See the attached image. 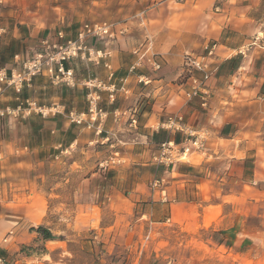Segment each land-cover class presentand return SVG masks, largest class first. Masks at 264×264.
Wrapping results in <instances>:
<instances>
[{
    "label": "crops",
    "instance_id": "0c3cea01",
    "mask_svg": "<svg viewBox=\"0 0 264 264\" xmlns=\"http://www.w3.org/2000/svg\"><path fill=\"white\" fill-rule=\"evenodd\" d=\"M94 20L114 23V39L91 38L88 44L110 48L108 59L115 77L127 74L135 58L133 49L145 35L151 37L152 50L162 63L157 71L143 64L129 74L128 90L118 93L112 104L106 101L107 93L103 92L101 102L109 115L122 105L138 112L145 107L138 116V135L153 145L165 140L180 143L185 133L204 132L207 136V150L190 154L187 161L168 168L149 163L145 177L137 180L132 189L137 193V200L143 202L137 204L139 210L142 207L144 210L137 216H131L126 210L120 217L130 222L134 219L138 227L148 228L149 234L161 233L165 227L183 231L210 228L225 242L236 243L244 238L246 218L234 214L228 206L233 207L236 195L237 200L244 193L249 195L244 192L246 187L251 191H264V0H0V51L8 47L12 39L21 49L27 40L26 37L21 39L22 29H27L32 37L43 30L42 35L47 33V38L53 40L51 28L61 23L66 40L74 38L83 23ZM62 29L58 27L57 31ZM214 41L219 44L212 59L215 68L204 82L208 96L206 105L202 106L200 96L188 99L185 95L189 86L187 74L182 69L183 54L199 53ZM18 50L15 49L14 56ZM14 56L4 61L3 67L12 64ZM73 63L77 80L94 76L106 78L107 70L102 65L93 67L94 64L81 60ZM137 75L149 77L150 85L137 84ZM196 75L201 76L198 72ZM50 87L46 79L37 76L31 90L35 95L43 94ZM55 90L49 100L63 101L68 109H85L84 90L80 95L76 89L60 87ZM62 90L70 94L63 96ZM12 93L8 92L4 99L11 100ZM171 113L182 116L183 131L161 127ZM36 117L39 118L32 115L28 119ZM8 123L10 128L19 125V122ZM53 123L50 133L61 137V141L67 135L69 144L76 140L73 136L76 131L68 121L56 117ZM106 125L119 128L110 117ZM10 131L8 138L0 139V158L7 157L9 148L15 147L13 143L21 140L15 139ZM21 151L24 153L20 155V166L43 161L38 158L41 146ZM146 152L143 150L135 156H145ZM137 170L131 167L129 172ZM156 180L159 184L153 186ZM101 182L96 186L98 192L106 186ZM237 186L241 187L238 193L234 191V188L238 190ZM24 193V197L31 194ZM122 195L119 188L116 197L122 199ZM32 196L33 202L23 203L21 215L14 223L0 214V257L8 260L18 256L16 264H27L31 259L20 252L19 247L37 237L38 232L30 226L42 223L47 217L44 195L34 192ZM121 201L114 205L115 208H128L129 205ZM128 201L131 210L136 202ZM245 202L249 204V199ZM102 203L87 205L92 204L99 210ZM18 223L21 224L16 226ZM42 241L44 247L33 257L38 264H55V255L61 256L60 264H73L76 253L89 252L84 245L75 252L58 238ZM214 245L216 248L212 251L226 244Z\"/></svg>",
    "mask_w": 264,
    "mask_h": 264
},
{
    "label": "rangeland",
    "instance_id": "374dc122",
    "mask_svg": "<svg viewBox=\"0 0 264 264\" xmlns=\"http://www.w3.org/2000/svg\"><path fill=\"white\" fill-rule=\"evenodd\" d=\"M58 25H55L56 29L51 28L53 40L47 38V33L42 35L43 30L36 37L29 36L27 29L20 30L21 39L26 37L27 40L21 49L18 47L19 43H14L15 48L19 49L20 54L31 55L41 48V40L54 41L57 39V32L62 30L65 37L62 24ZM58 27L62 30L57 31ZM12 41L16 42L14 39ZM95 66L97 65L93 67ZM39 77L46 79L51 86L47 92L35 95L31 88L25 89V92L16 94V96L13 92L11 100L0 99V108L5 105L14 107L19 100L26 97L35 98L39 105L48 106L53 101L64 105L63 101L49 100L55 93V89H60V87L76 89L75 91H79L78 95L81 90H84L86 105L87 91L81 84L83 79L75 78L77 83L69 86L62 83L53 84L47 77ZM62 93L63 96L70 94L66 90H62ZM14 96L16 99H13ZM106 101H108L107 94ZM65 109L68 111L72 108L68 109L65 105ZM117 109L120 111L118 117L108 114L102 123V132L99 134L95 133L94 128L70 123L64 114L42 117L38 113H31L26 117L15 116L9 120L8 117L1 118L0 139L4 136L8 138V131L12 130L9 133L13 134L15 139L21 140L13 143L15 147L9 148L7 157L0 158V214L5 215L7 220L14 223L21 215L23 203L33 202L34 192L44 195L47 201V217L36 226L49 227L56 238L64 241L63 245H68L75 252L81 245L89 249L88 254L81 251L76 253L73 264H82V262L86 264H264V191L258 192L257 189L251 191L246 187L244 192L249 195L244 193L239 200L236 195L233 199V207L228 206L234 214L239 213L240 217L246 218L247 233L236 243L225 242L218 232L211 231L210 228L183 231L165 227L161 233L149 234L148 228L138 227L139 223H135L134 219L130 222L120 217V214L125 213L126 210L131 216L132 214L137 216L139 211L144 210L143 207L139 210L137 204L143 202L137 200V193L132 189L137 180L145 177L149 163H153L151 157L157 151L158 146L138 135V120L136 128L128 125V114L121 113L127 107L122 105ZM136 113L138 116V111ZM32 115L39 116V118L28 119ZM56 117L62 118L64 122L68 121L74 127L76 134L73 136L76 140L72 144H69L67 135L66 138L64 135V140L61 141V137L58 138L54 133H50ZM109 117L113 123L119 125V128L106 125ZM8 121L10 123L19 122V125H13L10 128ZM54 145L55 148H53ZM24 146L27 148L25 149ZM40 146L42 151L38 158L43 161L40 163L33 161L24 167L20 166V155L24 153L21 150L27 151L28 148L36 149ZM143 150L148 151L145 156H135ZM188 158L189 155L182 161H187ZM153 165L158 168L173 166L154 163ZM131 167L138 168V170L130 174ZM94 172L97 173L93 174ZM103 176L105 178H102ZM99 181L106 184L100 192L96 188ZM119 188L123 194L122 199L116 197ZM240 188L237 186L238 190L234 188V191L238 193ZM24 192L31 194L24 197ZM128 199L136 202L131 210H129L131 202ZM244 199L245 201L249 199V204H246ZM121 200L129 205L128 208L124 207L120 210L115 208L114 205L122 202ZM94 202H103L99 210L92 204L87 205ZM36 226H30V229ZM11 233L12 231H9L8 235ZM214 243L226 245L212 251L216 248ZM44 245L40 235L37 234V237L29 244L21 245L19 251L31 258L27 264H38L33 257ZM60 257V255H55V264H60ZM18 258V256H12L6 260L5 264H16Z\"/></svg>",
    "mask_w": 264,
    "mask_h": 264
},
{
    "label": "built area",
    "instance_id": "2783aa9c",
    "mask_svg": "<svg viewBox=\"0 0 264 264\" xmlns=\"http://www.w3.org/2000/svg\"><path fill=\"white\" fill-rule=\"evenodd\" d=\"M114 32V23L112 22H85L77 29L74 38L65 40L62 31H58L56 40L43 39L41 40V48L31 55L16 54L12 64L8 67H0V99H2L9 91L21 94L24 89L31 88L33 79L37 76H45L53 84L62 83L74 86L77 82L72 62L76 59L94 65H102L107 70L105 79L96 76L81 80V84L87 91L85 110L81 112L73 109L66 111L65 106L57 101L46 106L39 105L35 98L26 97L19 100L14 107L9 105L1 107L0 119L15 116L26 117L31 113H38L42 117L64 114L70 123L94 128L96 134L101 133L102 123L109 114L101 103L102 92L107 93L109 102H114L118 93H124L128 90L126 87L127 77L138 67L145 64L157 71L162 66L159 55L152 50L153 41L151 37L145 35L144 39L133 49L135 58L129 66L127 74L115 77L108 59L111 52L110 48L108 46L96 48L88 44L90 38L114 39ZM218 46L219 44L214 41L207 44L199 53L186 52L183 54L182 69L187 74L186 81H188L189 86L185 95L188 99L200 96L202 106L206 105L208 96L204 82L215 68L212 59ZM197 72L200 73V77L196 75ZM136 82L148 86L151 79L145 75H137ZM136 112L137 110L134 108H127L121 112L128 114V125L134 128H136L138 120ZM111 114L118 117L120 111L115 109ZM161 127L166 130L183 131L182 116L177 113L168 114L161 123ZM206 150L207 136L204 132L185 133L180 143H175L172 140L160 142L151 159L156 165L168 166L181 162L192 153H204ZM158 184L159 181L156 180L153 186ZM5 263L6 260L0 257V264Z\"/></svg>",
    "mask_w": 264,
    "mask_h": 264
},
{
    "label": "trees",
    "instance_id": "16d2710c",
    "mask_svg": "<svg viewBox=\"0 0 264 264\" xmlns=\"http://www.w3.org/2000/svg\"><path fill=\"white\" fill-rule=\"evenodd\" d=\"M15 49L16 48L14 46V41H11L8 47H6L2 51H0V67L4 66L3 63H4V61H6L9 58V56H12V57L14 56ZM17 53L18 52H16V54ZM142 110H145V107H142L141 111L139 110L138 116L141 114V112H143ZM158 144H157V146H158ZM32 230L37 231L38 234L40 235L41 239L48 240V239L56 238V236L48 228L43 227L42 225H37Z\"/></svg>",
    "mask_w": 264,
    "mask_h": 264
}]
</instances>
